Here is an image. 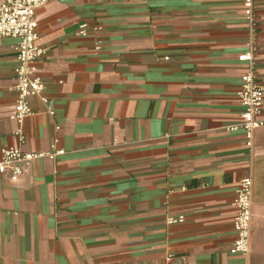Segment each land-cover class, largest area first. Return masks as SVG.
<instances>
[{"label": "crops", "instance_id": "0c3cea01", "mask_svg": "<svg viewBox=\"0 0 264 264\" xmlns=\"http://www.w3.org/2000/svg\"><path fill=\"white\" fill-rule=\"evenodd\" d=\"M255 11L264 90V0ZM35 18L47 102L29 98L22 148L54 155L16 181L0 173V264H264V123L250 147L229 130L247 67L242 0H47ZM82 21L101 30L81 35ZM16 42L0 38V151L16 142ZM246 176L243 256L230 247Z\"/></svg>", "mask_w": 264, "mask_h": 264}, {"label": "built area", "instance_id": "2783aa9c", "mask_svg": "<svg viewBox=\"0 0 264 264\" xmlns=\"http://www.w3.org/2000/svg\"><path fill=\"white\" fill-rule=\"evenodd\" d=\"M47 0H0V38L12 37L17 39L14 46L17 65L13 69L14 89L16 96L14 108L9 118L16 123L13 134L16 142L4 147L0 151V173L6 174L10 180L16 181L23 175L25 166L38 157L50 156L54 153L27 152L22 146L26 140L22 123L31 114L29 98L38 95L43 102H47L43 95V81L38 74L37 64L43 56L45 49L38 45L36 9ZM259 0H242L243 14L246 23L248 43L244 53L239 55V60L246 61L247 67L240 78V86L236 92L239 104L242 107L239 121L229 127V130L242 129L246 137V145H252L253 133L264 121L262 119V106L264 90L256 82L254 67V54L256 47L257 16L256 5ZM79 34L86 35L91 28L99 32V25L89 26L82 21L79 24ZM100 40L96 42L99 47ZM52 113V111H50ZM58 151L56 154L61 153ZM252 178L246 176L239 181L233 199L236 210L233 219L235 238L230 247L231 253L246 255L250 245L251 233V205H252ZM183 220V216L168 217L169 224ZM240 264H247L243 261Z\"/></svg>", "mask_w": 264, "mask_h": 264}]
</instances>
